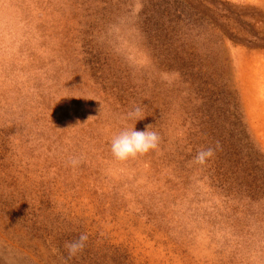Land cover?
Segmentation results:
<instances>
[{"label": "rangeland", "instance_id": "1", "mask_svg": "<svg viewBox=\"0 0 264 264\" xmlns=\"http://www.w3.org/2000/svg\"><path fill=\"white\" fill-rule=\"evenodd\" d=\"M0 264H264V0H0Z\"/></svg>", "mask_w": 264, "mask_h": 264}, {"label": "clouds", "instance_id": "2", "mask_svg": "<svg viewBox=\"0 0 264 264\" xmlns=\"http://www.w3.org/2000/svg\"><path fill=\"white\" fill-rule=\"evenodd\" d=\"M127 116L129 118H135L137 121L145 118L141 115V109L138 106L135 107L134 110L129 111ZM152 127V125H146V130L144 131H137L135 127H133L131 129L122 130L118 135L114 136L111 141V152L113 157L118 161H127L156 150L160 143V137L157 132L150 131ZM213 155L214 150L212 148L202 149L197 152L194 159L198 164H205ZM70 163L73 167H76L80 161L76 158H72ZM87 239V234L82 233L78 240L66 243L65 248L69 256H75L78 252L82 251Z\"/></svg>", "mask_w": 264, "mask_h": 264}]
</instances>
